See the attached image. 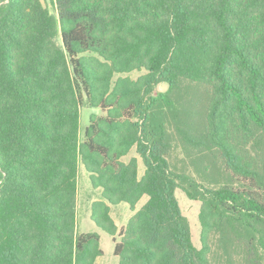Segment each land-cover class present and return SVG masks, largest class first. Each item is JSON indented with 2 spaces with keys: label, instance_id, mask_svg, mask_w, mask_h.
Listing matches in <instances>:
<instances>
[{
  "label": "trees",
  "instance_id": "trees-1",
  "mask_svg": "<svg viewBox=\"0 0 264 264\" xmlns=\"http://www.w3.org/2000/svg\"><path fill=\"white\" fill-rule=\"evenodd\" d=\"M80 164L119 264H264V0H0V264H96Z\"/></svg>",
  "mask_w": 264,
  "mask_h": 264
},
{
  "label": "rangeland",
  "instance_id": "rangeland-1",
  "mask_svg": "<svg viewBox=\"0 0 264 264\" xmlns=\"http://www.w3.org/2000/svg\"><path fill=\"white\" fill-rule=\"evenodd\" d=\"M146 73L145 70L142 71H132L128 75L133 79H137L142 74ZM119 75H116V78ZM169 85L166 82L159 83L155 88V93L165 92ZM94 113H101L97 108L84 106L81 110L80 118V129H81V139L84 138L85 128L89 125L90 117ZM133 158L138 159V172L139 177L142 176L145 166L142 160L137 154V148L134 146L131 151L123 157V161L129 162ZM176 197L179 202L182 214L185 215L191 226V241L195 247L201 248V223L199 220V215L201 212V201L190 199L187 194L182 189H176ZM104 199V191L102 188H94L90 173L87 171L83 164L79 166L78 174V192H77V231L80 233H98L100 236V248L103 250L104 254L99 256L96 260V264H119L120 258L114 254V242L112 235L99 227L92 219V204L95 201H100ZM148 201V196H144L136 205L135 210L132 209L131 205L126 202H121L116 205L111 206L110 216L114 224L121 228L127 225L130 218L139 211L144 204Z\"/></svg>",
  "mask_w": 264,
  "mask_h": 264
}]
</instances>
